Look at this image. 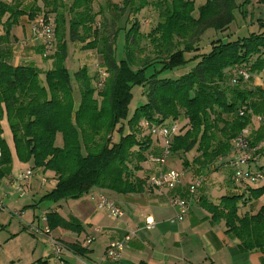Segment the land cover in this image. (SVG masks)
Returning <instances> with one entry per match:
<instances>
[{
    "label": "trees",
    "instance_id": "16d2710c",
    "mask_svg": "<svg viewBox=\"0 0 264 264\" xmlns=\"http://www.w3.org/2000/svg\"><path fill=\"white\" fill-rule=\"evenodd\" d=\"M41 1L42 9L33 5L26 12L19 0H0V26L6 35L25 13L31 20L40 14L46 18L54 14L56 38L53 66L43 74V80L32 64L11 66L0 58V121L6 119L21 163L54 174L56 184L44 196L47 201L75 200L93 189L120 195L150 190L145 185L147 177L137 175L152 145L151 135L143 133L142 122L182 123L180 134L171 140L170 157L178 156L185 167L207 170L218 158L231 153L232 140L250 124L249 110L264 116L262 89L248 83L227 84L228 72L236 65L264 75V31L234 41H211L207 53L199 52L206 30L226 31L234 10L245 18L252 0H243L240 5L234 0H203L197 7L194 0H153L156 25L147 33L140 32L137 21L123 29L124 56L119 60L115 58V43L122 29L114 20L110 30L96 28L98 13L93 11L91 0H71L67 5L59 0ZM255 3L264 5V0ZM145 4L141 0L137 9ZM65 33L69 42L81 45V50L95 51L106 72L99 89L93 86L94 78L88 76L86 68L74 74L77 105L64 66ZM142 41L151 47L152 58L136 56L144 52ZM189 63L195 65L177 78H160L164 72ZM135 86L143 89L145 103L128 117ZM1 134L0 128V177L11 164ZM57 135L61 146L55 143ZM262 141L264 134L259 130L248 137L250 146ZM190 152L197 155L188 162L183 156ZM262 195L264 187L248 188L243 195L223 196L216 205L208 203L204 208L214 222L223 221L225 233L238 242L240 250L260 251L264 264V206L255 213L239 214L242 205ZM53 216H47L52 229ZM60 225L72 229L69 223ZM69 249L76 254L81 251Z\"/></svg>",
    "mask_w": 264,
    "mask_h": 264
},
{
    "label": "crops",
    "instance_id": "0c3cea01",
    "mask_svg": "<svg viewBox=\"0 0 264 264\" xmlns=\"http://www.w3.org/2000/svg\"><path fill=\"white\" fill-rule=\"evenodd\" d=\"M19 1L26 12L33 5L39 9L43 8L41 0ZM70 1L59 0L64 5ZM91 1L93 10L95 4L101 3V0ZM62 13L67 22L68 16L65 9ZM54 16V14L49 16L53 23ZM30 21L28 13H25L9 30L8 35L0 26V58L11 66L32 64L39 72L45 73L53 66L52 56L56 51V38L54 53L46 58L43 57L41 41L34 40L30 35L28 28ZM65 27L67 28V24ZM65 38L69 43L67 33H65ZM74 45L76 49L73 59L81 54L90 56L91 51L81 50V45ZM96 56L97 60H100V56L98 54ZM66 65L67 67L64 66L67 71L68 68L75 70L71 62H66ZM80 69L81 67L78 70ZM184 73L186 72L180 73L179 76ZM250 82L251 87L264 91V75L253 72ZM71 83L75 88L76 82ZM249 116L250 124L246 127L247 139L251 132L256 133L259 130L264 134V116L252 112ZM257 117L261 118L260 122H256ZM177 123L181 127L182 123L178 121ZM0 128L1 138L11 155V164L6 174L0 177V201L7 210L13 209L20 213V217L15 218L12 217L11 212L4 214L5 211H0V224L10 228L7 231V237L0 239V264H53L51 261L53 246L49 238L63 246L65 252L62 253V257L65 264H263V255L260 251L240 250L238 242L225 233L223 221L214 222L211 214L204 208L208 203L216 205L220 197L243 195L248 188H261L242 187L235 184L232 180V171L222 167L211 169V166L210 172H205L206 182L196 191L188 213L181 220L173 223L171 220L176 215V209L168 203L170 195L168 191L150 189L141 194L120 195L93 189L75 200L53 202L50 208L44 210L40 220L45 222V227L40 229H49L48 238L45 236H38L41 237L39 239L31 238L32 240L25 238L26 226L33 223L37 215L31 210L24 211L16 205L20 197L12 185L13 179L29 170L31 172L29 180H39L42 187L50 184L49 189L40 195L41 201H47L44 196L54 189L56 180L51 172H43L41 169H33L29 163H21L16 157L12 136L5 118L0 121ZM59 137V135L56 136L57 146H61ZM151 139L150 154L146 162L141 164V170L137 172L139 177L148 178L159 170L150 161V157L159 153L160 142L154 137ZM262 143L264 141L257 145ZM232 155L231 150L225 159ZM257 158L260 167H264V149L258 152ZM180 162L182 163V160L168 159L165 169L184 172V177L176 188V192L183 196L190 182L196 176L202 175L204 170H199L193 165L185 167ZM29 180L22 182L21 186L30 189ZM98 195H103L112 201L122 216L114 218L107 211L98 209L96 202L91 199ZM261 200L264 201V195L256 201L245 203L240 207L239 214L257 212L261 206H264V203H260ZM33 204L34 200L31 199L25 205L28 208ZM50 214H54L53 218H50L55 225L53 229L48 228L47 225V216ZM147 221L153 223L152 228L145 227ZM61 222L69 223L72 229L61 227ZM11 223H13L12 226H10ZM127 236L129 239L125 240ZM89 238L92 241L87 244L86 241ZM111 242H122L123 244L121 258L117 263L105 259V250ZM70 247H77L81 251L76 254L69 249Z\"/></svg>",
    "mask_w": 264,
    "mask_h": 264
},
{
    "label": "built area",
    "instance_id": "2783aa9c",
    "mask_svg": "<svg viewBox=\"0 0 264 264\" xmlns=\"http://www.w3.org/2000/svg\"><path fill=\"white\" fill-rule=\"evenodd\" d=\"M31 37L34 40L41 41L42 44V56L48 57L54 53V23L50 17H44L42 14L36 16L29 22L28 25ZM97 87L100 88L106 77L105 70L97 68ZM252 78V71L249 67H243L236 65L228 72V86L234 87L243 83H247ZM264 89V82H263ZM243 115V111L239 112ZM247 114H251L249 110ZM261 118L257 117L256 122H260ZM144 127L148 130L151 137L156 138L160 142L159 153L156 156H151L150 161L157 166L159 169L157 173L149 176L145 180V185L153 190H165L170 193L168 198V203L170 206L176 209V215L171 220V223L181 220L186 213L189 211L190 204L194 199V195L198 189H200L206 182V176H196L187 187L185 195H180L176 192L177 186L181 183L184 177L183 171L167 170L165 169L166 162L170 157V146L171 140L174 136L180 134V126L177 122H171L167 125H155L143 123ZM232 157L227 159L218 158L212 169L215 167L227 168L232 171V180L235 184L242 187H264V167H260V162L257 158L259 151L264 149V143L261 145L250 146L247 139V129L244 128L241 132L232 140ZM1 148H0V158H1ZM31 177V172L28 170L18 177L13 179L12 185L17 191V195L21 197V184L24 181L29 180ZM44 182V180H43ZM42 182V183H43ZM92 200L96 202L98 209L105 210L109 213L111 217L120 218L122 213L114 205V203L108 200L103 195H98L97 197H92ZM3 206L0 203V209ZM12 217L19 218V212H11ZM153 223L151 221L146 222V228H152ZM27 230L30 234L35 236H45L49 235V229L44 228H33L32 226H27ZM48 238V237H47ZM127 236L125 240H128ZM53 250L51 254V261L53 264H65L62 257V253L65 252L62 245L55 242V240L49 238ZM92 241L89 238L86 243L89 244ZM123 250L122 242H111L105 250V259L112 263H117L121 258V252ZM82 264H94V263H82Z\"/></svg>",
    "mask_w": 264,
    "mask_h": 264
},
{
    "label": "rangeland",
    "instance_id": "374dc122",
    "mask_svg": "<svg viewBox=\"0 0 264 264\" xmlns=\"http://www.w3.org/2000/svg\"><path fill=\"white\" fill-rule=\"evenodd\" d=\"M146 4L144 7L139 11V4H141V0H101V3L94 5V12L98 13V16L96 18V28L100 29L103 28L104 31L110 30V23L112 20L115 22V26L122 29L119 31L118 37L116 39L115 47H116V56L115 58L119 60L120 58H123L124 56V46H125V40H124V30L129 28L131 23L134 21H137L139 24L140 32L141 33H147L151 28H153L157 21V11L151 6V2L153 0H145ZM196 3V7L201 5L203 3V0H194ZM243 0H234L236 5H240ZM138 11H135V10ZM247 15L246 17H242L240 14V11L238 9H235L233 12L234 19L232 23L229 25L228 29L224 32H216L212 29L206 30L204 34L201 36L200 43H199V52L200 53H207L209 50V44L211 41H217L221 40L222 42H228V41H234L239 38L247 37L251 33H259L264 31V5H258L255 3V0H252L250 5L246 7ZM260 21V22H259ZM108 28V29H107ZM124 29V30H123ZM69 42V41H68ZM140 47L144 48V52L142 54H136L138 58H143L144 56H148L149 58L153 57L152 49L148 45L147 41H142L140 44ZM75 45L71 44L70 42L67 43L66 40V57L64 60V65L67 67L66 62H71L73 69L68 68V73L71 78V82H74V73L81 67L86 68L88 76L94 78L93 79V86L96 89H99L97 87V81H98V75H97V68H101L105 70L104 65L102 63V59L100 57V60H97L96 52L93 50L91 51L90 56H82L77 55L76 59H73L75 55ZM77 54V53H76ZM186 58H188V55H185ZM75 58V57H74ZM195 64L189 63L186 64L184 67L177 68L172 71H166L163 74L160 75V78H166V79H175L179 76L180 73L188 72ZM94 66V67H93ZM253 73V72H252ZM42 71L39 73L40 80L43 79ZM228 82V81H227ZM248 85L251 87L252 83L250 81L247 82ZM228 84V83H227ZM75 92L73 93L75 104L77 105V102L79 101V95L77 92V85L74 88ZM132 98L128 105V117H130L134 110L143 105L145 103V97L143 96V89L139 86H135L131 90ZM144 122H142V128L144 134H149L148 130L143 125ZM60 138V137H59ZM58 138V141H59ZM116 138V137H115ZM153 138V137H152ZM60 142V141H59ZM197 155L195 152H190L183 156L185 159H187L188 162H191V160ZM173 161H181L178 156H171ZM264 159V158H263ZM167 163V162H166ZM180 164H182L180 162ZM175 167V166H173ZM212 169V168H211ZM210 169L204 170L202 176H205V172H210ZM45 178V177H44ZM39 180L37 179H30L29 184L31 185L30 189H27L21 186V197L18 199L17 206L24 211L31 210L32 213L37 215V218H35V221L33 223H29L27 226H32L33 228H43L45 227V222H42L40 220L41 215L44 214V210L50 208V206L53 204V202L48 201H41L40 195L47 191L50 187V184H47L45 186H40ZM28 182V181H27ZM34 184V185H33ZM31 199L34 200V204L31 207H26L25 204H27ZM68 201V200H63ZM3 208L0 211L6 212H18L13 211V209L7 210L4 207V204L0 201ZM260 203H264L263 200L260 201ZM15 203H13L14 205ZM16 210V209H15ZM13 223L10 224L12 226ZM26 226V227H27ZM8 226H3L0 224V239L3 237H7L9 231ZM24 237L28 238L29 240H32L31 238H41L35 235H32L28 232L26 229V232H24ZM22 237V238H24ZM47 238V237H46Z\"/></svg>",
    "mask_w": 264,
    "mask_h": 264
}]
</instances>
